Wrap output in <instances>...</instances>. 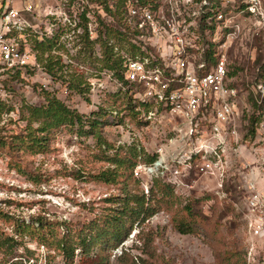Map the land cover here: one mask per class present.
I'll return each instance as SVG.
<instances>
[{
    "label": "rangeland",
    "instance_id": "rangeland-1",
    "mask_svg": "<svg viewBox=\"0 0 264 264\" xmlns=\"http://www.w3.org/2000/svg\"><path fill=\"white\" fill-rule=\"evenodd\" d=\"M27 1L39 9L54 3L50 0H14L12 3L23 5ZM59 1L62 19L58 33L41 40L33 38L31 42L41 69L25 75L16 72L9 84V97L0 99V126L6 128L0 132V208L13 219L27 222L40 215L80 224L116 207L109 199L122 194L123 179L116 184H106L93 176L112 167L106 157L113 154L118 143L136 139L145 150L154 152L159 141L155 138L157 130L139 128L127 117L120 123L110 113H105L119 111L125 101L116 93L118 88L109 78H114V71L103 67L100 43L90 41L96 38L98 30L104 31V24L116 26L102 2L114 10L117 0ZM261 5L264 10V0ZM65 17L76 20V26L73 21L63 20ZM89 21L93 24L92 33H89ZM240 22L244 33L231 42L227 50V68L240 96L248 99L251 86L264 69V29L261 20L254 16L240 18ZM112 41L117 50L120 46L127 47L124 40L113 38ZM117 50L114 48V52ZM48 64L52 72L47 71ZM46 94L60 99L85 118L103 120L100 134L113 148L103 153L97 146V137L80 134L78 125L74 124L51 130L43 152L11 149L9 144L16 143L25 132L28 107L43 104ZM246 117L244 106L240 104L243 133L249 126L244 123ZM162 122L167 126V137L173 136L172 121ZM37 125L38 122L33 123L34 127ZM83 130H88V125ZM234 161L226 181L230 193L225 198L216 193L214 176L191 172L183 177L178 188H173V197L164 199L156 192L155 201H161V209L144 223H135L115 249L101 251L94 247L88 256L76 250L75 264H100L98 260L106 256L107 264H232L237 258H246L251 247L252 264H264V236L251 235L245 226L236 187L238 176L232 174L241 165L236 157ZM137 188L139 186L131 180L126 182L128 191ZM234 201H238L239 208L234 206ZM188 205L191 214L185 209ZM12 218L0 220V228L10 235L13 234ZM181 220L186 223L193 220L195 232L176 231L174 223ZM16 238L19 242L12 247L8 243L0 246V264L15 261L45 264L48 255L49 264H65L62 256L35 239L17 235ZM228 252H234L233 256L223 260Z\"/></svg>",
    "mask_w": 264,
    "mask_h": 264
},
{
    "label": "built area",
    "instance_id": "built-area-1",
    "mask_svg": "<svg viewBox=\"0 0 264 264\" xmlns=\"http://www.w3.org/2000/svg\"><path fill=\"white\" fill-rule=\"evenodd\" d=\"M0 0V99L9 97L4 81L21 71H39L40 65L31 42L33 38L53 37L59 30L62 13L59 0L37 8L36 4ZM257 17L263 23L261 0H138L126 1L123 23L136 32L132 54L124 49L125 79L133 85L131 93L148 104L141 119L144 128L157 130L158 143L152 153L155 160L138 163L133 175L148 194L153 178H160L173 188L183 183L191 172L209 174L217 179L216 193L226 197L229 171L235 157L241 165L237 192L245 226L253 236H264V73L251 86L255 111L252 130L249 116L254 113L249 99L240 96L228 71L227 50L241 38L240 18ZM75 19L76 13L74 15ZM90 17V16H89ZM91 19V17H90ZM69 23L76 20L65 19ZM43 25V26H42ZM92 33V22H88ZM116 85L121 82L109 77ZM240 104L249 125L241 132ZM172 121L173 136L167 137ZM1 125V124H0ZM142 128V127H141ZM246 130V132H245ZM244 134V135H243ZM124 143V142H123ZM120 143V144H123ZM234 158V159H233ZM234 161V162H233ZM238 201L233 204L239 208ZM253 247L247 252L252 264Z\"/></svg>",
    "mask_w": 264,
    "mask_h": 264
},
{
    "label": "trees",
    "instance_id": "trees-1",
    "mask_svg": "<svg viewBox=\"0 0 264 264\" xmlns=\"http://www.w3.org/2000/svg\"><path fill=\"white\" fill-rule=\"evenodd\" d=\"M127 0H117L114 4L115 9L109 8L108 4L104 1V9L112 15L113 21L116 23L114 28L109 27L107 24L103 25L104 31L98 30L95 35V39L89 40L90 43L99 42L100 48L103 54V67L114 71V78L121 82L122 86L117 87L116 93L121 94L124 99L122 108L119 111L114 112L105 111L118 119V122L123 123L124 118H129L139 128L143 127L146 122L141 119L143 111H147L149 106L147 103L137 100L133 97L131 91L133 85L125 79L123 67L124 58L122 54L114 52L115 45L112 44L113 38H119L124 40L127 47L122 48L126 53L132 54L136 48V44L133 43L136 32L131 30L129 26L123 23V13L126 11ZM135 1V0H131ZM148 0H138V3L145 5ZM93 19V18H92ZM85 20V18H84ZM96 22V20H93ZM102 23V21H100ZM93 25V24H92ZM85 37L88 40V32L86 25H84ZM91 43V44H92ZM120 49V50H121ZM118 55V56H115ZM47 71L52 72V67L48 64ZM19 72V71H17ZM264 73V69L261 72V76ZM16 72L11 74L9 78L4 81V85L9 89V84L15 77ZM231 76L232 73H229ZM78 88V86H77ZM81 90V89H80ZM79 91V90H78ZM249 101L253 105L254 113L249 116V130H252V122L255 119V111L262 110V105H257L253 100V95H248ZM98 115L100 112L97 113ZM83 114L77 112V110L70 108L60 99L55 96H49L46 94L44 97V103L38 106L30 105L28 107L27 123L25 126V132L20 136V139L16 143H10L11 149L25 150L30 153H39L45 150V143L50 131L63 126L78 125L80 134H93L97 137V146L101 148L103 153H106L109 149L113 148L102 136L100 126L103 120L85 118ZM34 122H38L36 127L33 126ZM88 125V130H83V127ZM6 128L0 126V132L5 131ZM3 145V142H2ZM156 154L148 152L145 148L136 140L133 139L130 142L118 143L117 148L106 159L110 162L112 167L105 168L99 171L93 177L106 184H116L122 178L125 182L122 194L109 199L115 208L107 213L95 216V218L75 224L68 221H55L46 217L38 215L35 220L25 221L17 218H12L0 208V220L13 219V234L6 233L0 228V246L8 243L9 247H12L14 243H18L19 240L15 239V236L22 238L28 236L30 239H35L38 244L43 245L48 250H53L64 260L65 264H75L76 250L81 255L88 256L90 250L94 247H98L101 251L115 249L121 241L131 232L135 223L142 224L148 220L151 216L157 213L162 205L161 201H155L156 192L162 194V197L169 198L174 196L173 186L163 181L160 178H153L148 194H145L139 178L133 175V170L138 163L150 164L155 160ZM131 180L133 184L139 186L136 191H128L126 189V182ZM164 202V200H163ZM186 211L191 214L190 206H185ZM193 220L189 223L181 220L174 223L176 231L181 234L194 233ZM28 253L31 251L28 250ZM234 252H228V255L223 257V260H230ZM108 256L100 258L98 262L100 264H107ZM49 255L45 259V264H49ZM9 264H24L22 261H15ZM34 264H37L36 262ZM44 264V263H40ZM232 264H247L246 258H237Z\"/></svg>",
    "mask_w": 264,
    "mask_h": 264
}]
</instances>
